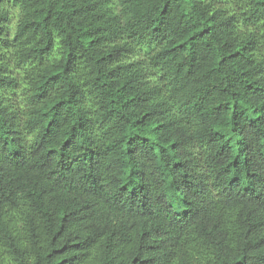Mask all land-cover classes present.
<instances>
[{
	"label": "trees",
	"instance_id": "obj_1",
	"mask_svg": "<svg viewBox=\"0 0 264 264\" xmlns=\"http://www.w3.org/2000/svg\"><path fill=\"white\" fill-rule=\"evenodd\" d=\"M0 264H264V0H0Z\"/></svg>",
	"mask_w": 264,
	"mask_h": 264
},
{
	"label": "rangeland",
	"instance_id": "obj_2",
	"mask_svg": "<svg viewBox=\"0 0 264 264\" xmlns=\"http://www.w3.org/2000/svg\"><path fill=\"white\" fill-rule=\"evenodd\" d=\"M17 16H18V12L16 11L15 14H13V16H12V20H11V25L12 26H15L16 20H17ZM134 57L143 59L145 57V55H143V53L137 52L136 54H134Z\"/></svg>",
	"mask_w": 264,
	"mask_h": 264
}]
</instances>
